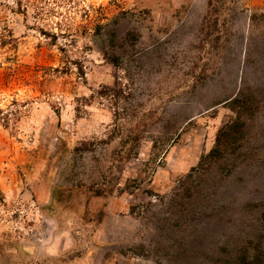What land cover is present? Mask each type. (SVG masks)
Wrapping results in <instances>:
<instances>
[{
	"label": "rangeland",
	"instance_id": "rangeland-1",
	"mask_svg": "<svg viewBox=\"0 0 264 264\" xmlns=\"http://www.w3.org/2000/svg\"><path fill=\"white\" fill-rule=\"evenodd\" d=\"M0 264H264V0H0Z\"/></svg>",
	"mask_w": 264,
	"mask_h": 264
}]
</instances>
